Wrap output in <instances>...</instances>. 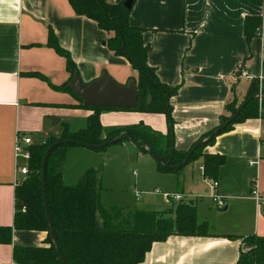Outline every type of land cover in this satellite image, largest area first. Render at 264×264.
Listing matches in <instances>:
<instances>
[{
	"label": "crops",
	"instance_id": "obj_1",
	"mask_svg": "<svg viewBox=\"0 0 264 264\" xmlns=\"http://www.w3.org/2000/svg\"><path fill=\"white\" fill-rule=\"evenodd\" d=\"M245 16H260L262 22L264 0H135L132 4L128 22L143 29V42L149 46L148 65L160 82L178 86L170 98L176 150H187L217 126L220 116L227 115L225 104L234 97L242 102L251 79L264 76V29L246 41ZM49 29L69 53L82 83L104 74L125 85L133 81L129 78H137L129 62L105 45L108 34L91 19L76 15L67 0H0V226L13 223L14 188L20 179L13 150L16 137L24 135L30 137L32 145L40 144L49 136L59 137L64 127L70 132L84 129L92 113L68 107L79 101L71 92L58 89L71 79L65 59L47 45ZM242 68L250 79L239 76ZM73 115L80 120L72 123ZM53 118L59 123L53 125ZM99 119L103 130L140 122L162 136L168 130L165 116L160 113L102 110ZM75 147L71 150L75 155L87 159L94 155L88 148ZM203 153L224 155L216 192L232 202L226 200L217 209L218 214L211 212L214 203L207 202L205 212L217 220L210 235H171L153 243L139 264H235L239 253L251 247L242 241L243 237L264 236V204L259 206L250 195L254 184L264 198V118L234 124ZM63 154L64 149L52 158V166L59 171ZM250 161L255 164L250 165ZM95 164L88 161L76 166L74 184L83 181L88 170H95ZM202 164L203 158L199 157L186 165L185 173L176 176L181 191H174L192 200L197 216L199 208L193 196L207 193L201 182V178L206 181L199 169ZM243 165L251 167L250 174ZM187 183L191 186L189 193L184 192ZM136 193L137 200L141 192ZM99 198L104 208L119 207L102 193ZM172 208L165 210L173 212ZM46 238L45 231L14 229L12 244H0V264H17L12 258L13 245L47 246Z\"/></svg>",
	"mask_w": 264,
	"mask_h": 264
},
{
	"label": "trees",
	"instance_id": "obj_2",
	"mask_svg": "<svg viewBox=\"0 0 264 264\" xmlns=\"http://www.w3.org/2000/svg\"><path fill=\"white\" fill-rule=\"evenodd\" d=\"M67 1L76 15L91 19L100 30L106 32L108 37L104 43L107 48L114 55L124 57L131 68L136 70V80L133 78L129 80L134 81L137 89V105L134 108L86 106L74 93L68 81L58 87L64 92H71L79 101L78 105H68V107L83 108L91 110L92 113L87 116L84 129L70 132L64 127L58 138L49 136L42 143L33 144L28 148L29 175L25 181L15 185L13 223L11 226H0V244H12V232L18 229L47 232V246L13 245L12 258L17 264H62L48 233L41 181L42 158L46 149L55 141L64 139L79 141L84 145H99L121 137L119 142L130 141L141 152L152 151L162 158L167 167L156 160L157 168L162 172H173L178 175L183 167L202 157L203 177L216 180L220 167L225 163V157L220 154L203 153V149L213 144L217 136L231 130L234 124L242 123L246 119L264 118V80L261 105H259L258 99L253 98L258 93L259 80L252 78L241 103L238 104L234 97L225 104L227 115L220 116L217 126L202 134L187 150H176L170 98L176 94L178 86L171 87L160 82L154 68L148 65L149 46L143 42V29L132 27L128 22L131 6L135 0H130V8L124 6L127 0L119 3H112L110 0ZM260 23V16H245L246 41L257 35ZM47 45L65 59L66 70L70 74L69 80L72 79L76 74L75 65L69 53L61 48L51 29L48 30ZM28 74L35 75V73ZM238 109L240 110L236 117L218 134L209 138L217 128L230 120ZM102 110L160 113L165 116L168 130L166 135L162 136L141 122L103 130L99 119ZM197 142L203 143L193 150L185 165L176 167L182 164ZM68 145L73 144L57 146L49 153L45 176L51 224L56 233L58 247L67 264H139L153 243L165 241L171 235H210L208 224L197 222L196 207L191 202L178 203L174 215H167L170 213L167 210H134L126 216L116 217V213L121 212V208L117 206L104 208L100 204L96 171L88 170L83 181L66 185L61 171L54 167L52 169L51 161L54 154ZM180 184L178 181L177 191H181ZM98 215L101 222L98 221ZM228 237L236 238V236ZM242 241L249 243L251 247L239 253L235 264H264V236L251 234L243 237Z\"/></svg>",
	"mask_w": 264,
	"mask_h": 264
},
{
	"label": "rangeland",
	"instance_id": "obj_3",
	"mask_svg": "<svg viewBox=\"0 0 264 264\" xmlns=\"http://www.w3.org/2000/svg\"><path fill=\"white\" fill-rule=\"evenodd\" d=\"M258 104L261 105L259 101ZM70 120L74 123L76 120H80V118L73 115L70 117ZM53 137L58 138L55 136ZM48 138L49 137L46 139ZM128 142L129 141L124 140L122 142L108 145L102 149H89L90 152L94 154L91 159L72 153L71 150L77 148L75 147L77 145H68L64 147V154L59 167L61 173H64L63 176L65 175L63 182L66 185H73L77 181L75 180L76 176H73L76 166L81 163H87L88 161H94V163H96L94 171H96L97 175L99 196L102 193L103 197L110 201V203L124 208L121 212L116 213V217L126 216L127 213L134 210L162 211L170 206H173L172 209L175 211L176 205L180 202H191L193 204L192 200L187 199L186 197H183V200L180 202H172V200L168 202L165 198V194L172 195L175 189H177V174L158 170L157 161L151 154H141L140 150L136 149L135 146L131 147ZM52 163L53 160L51 161V166ZM243 167L249 174L251 173V167L247 165H243ZM96 168L99 169L97 170ZM187 168L188 167H183L179 173H185L183 170H186ZM248 169L250 171H248ZM205 179L206 181L203 182L201 178V182L203 184V188L208 189V192L201 195L199 193H195L196 196L193 197H196L199 208L197 222L207 221L206 223L208 224L209 231L211 232L213 224L216 223L217 220L214 219L213 216H209L205 211L207 210V202L212 203L209 184H211L213 180L209 178ZM183 187L185 193L190 192L189 188L191 186L188 183L184 184ZM136 191L141 192V196L137 200L135 195ZM200 198H204V200ZM226 200L227 199H225V201ZM231 202L232 200L230 199L226 201V203L229 204ZM212 205L213 208L211 212H216V214H218L217 209H219V207L215 204ZM174 211H171L170 213L174 215ZM247 244L249 245V243Z\"/></svg>",
	"mask_w": 264,
	"mask_h": 264
},
{
	"label": "water",
	"instance_id": "obj_4",
	"mask_svg": "<svg viewBox=\"0 0 264 264\" xmlns=\"http://www.w3.org/2000/svg\"><path fill=\"white\" fill-rule=\"evenodd\" d=\"M131 2L130 0H127L124 2V6L126 8H130ZM70 86L73 88L74 93L79 97V99L82 101V103L86 106L91 107H113V108H134L137 105V98L138 93L137 89L135 87L134 81L128 82L125 84H120L116 81H114L112 78L107 76L106 74L102 75L101 77L89 82L88 84L82 83L78 76L74 74L73 78L70 80ZM253 98H257L258 96L255 95ZM240 109H238L228 120L225 122L222 126L217 128L210 136L209 138L213 137L215 134H218L220 130L225 127L229 121L234 119L239 112ZM59 123L58 118L52 119V124L56 125ZM121 140V137H117L112 140H108L106 142H103L99 145H84V143L75 141V140H57L54 143H52L45 151V154L42 158L41 163V181H42V198H43V204H44V211L45 216L48 224V233L51 239V243L53 247L55 248L62 264H67L64 257L62 256L60 249L58 247L57 241H56V233L54 228L51 224V218L50 213L48 210L47 205V197H46V163L49 153L57 146L64 145V144H73L85 148L90 149H101L103 147H106L108 145L115 144ZM203 142H197L196 145L190 150V152L187 154V157L185 160H183L182 164L176 166L181 167L182 165L186 164V161L188 160L190 154L193 152V150L197 147L202 145ZM149 154H151L157 161L161 162L164 167H167V164L164 163L162 158H160L157 154L153 153L152 151H149Z\"/></svg>",
	"mask_w": 264,
	"mask_h": 264
},
{
	"label": "built area",
	"instance_id": "obj_5",
	"mask_svg": "<svg viewBox=\"0 0 264 264\" xmlns=\"http://www.w3.org/2000/svg\"><path fill=\"white\" fill-rule=\"evenodd\" d=\"M263 29H264V20L261 22L260 26L257 29V35H260ZM239 76L247 78V79L251 78L248 75L246 69L244 68L240 69ZM258 80H259V90H258L257 96H258V101L261 102V99H262L261 89H262L264 76H259ZM31 145H32V141L30 137H27L24 135H18L16 137V140L14 143V157L16 161L15 168H16V172L20 176V179L17 181V183H21L25 181L29 175L28 163L30 160V153H29L28 148ZM249 164L254 165L255 161H250ZM199 169L203 172V166H200ZM217 186H218V182L216 180H213V182L209 184V188L211 190L210 197H211L212 203H214L220 208L224 206L225 198L216 192ZM207 192H208V189H207ZM250 195L259 206L264 204V198L260 196L254 184H252ZM136 196H138V193H136ZM165 198L168 201L172 200V201L180 202L183 200V195L179 193H173L172 195L165 194Z\"/></svg>",
	"mask_w": 264,
	"mask_h": 264
}]
</instances>
